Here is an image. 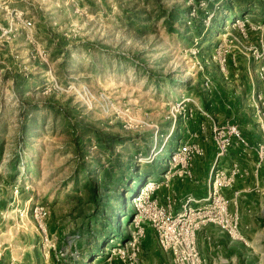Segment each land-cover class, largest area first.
<instances>
[{"label": "rangeland", "instance_id": "1", "mask_svg": "<svg viewBox=\"0 0 264 264\" xmlns=\"http://www.w3.org/2000/svg\"><path fill=\"white\" fill-rule=\"evenodd\" d=\"M172 6L188 16L168 32L161 15ZM237 18L246 21L244 35L231 26ZM226 33L234 39L226 77L213 62L193 67L192 49L202 63ZM253 48L264 52V0H0L1 264H128L133 192L144 175L160 174L159 182L171 152L195 130L194 141L211 144V126L226 121L223 109L204 108L215 90L234 102L239 137L264 148V120L262 131L250 102L262 84L245 57ZM75 124L87 143L83 158L73 149ZM96 131L124 141L101 151ZM35 203L49 209L46 256ZM143 227L147 243L151 228Z\"/></svg>", "mask_w": 264, "mask_h": 264}, {"label": "built area", "instance_id": "2", "mask_svg": "<svg viewBox=\"0 0 264 264\" xmlns=\"http://www.w3.org/2000/svg\"><path fill=\"white\" fill-rule=\"evenodd\" d=\"M245 20L234 19L231 26L235 27L244 35L243 27ZM24 26H30L29 21L23 22ZM225 39H221L213 49L209 58L203 62H198L196 56L199 54L198 48H193L191 54L195 58L193 67L198 71L203 70L205 64L213 62L217 65L220 73L226 77L225 63L226 57L230 53V44L234 39L228 33L222 35ZM247 59H251L257 63L256 76L262 84L263 93H251L250 102L253 109V116L259 123L260 129L263 131L264 120V52L260 48H253L245 55ZM204 90H210L211 82L204 78L202 81ZM199 113L209 118L204 112L197 108ZM191 116L188 109L187 117ZM209 120H211L209 118ZM202 133V126L199 127ZM195 135H189L188 139L177 144L176 148L169 155L164 164V172L159 182L147 179L140 186L138 192L132 198L135 214L132 224L133 231L130 233L126 241L125 249L129 253L126 255L128 264H138L139 244L144 237L143 224L147 223L154 231L156 242L159 248L170 254L171 264H202L196 246L195 232L206 224L217 226L224 231L230 238L243 241L238 233L237 224L238 216L235 212L228 211L229 201L222 195L224 189L230 188L235 179L243 175L237 163H231L227 169L217 166L218 161L227 153V149L231 146L240 147L241 153L249 150V145L239 137V131L236 125L227 124L216 127L211 126L210 138L214 146V159L212 166L208 172L206 184V196L203 199L195 200L190 195L184 197L178 213L172 214L170 209L173 201L166 197V205L163 207L158 204L157 199L153 197V193L160 187L168 189L170 181L177 179L178 181L192 180V161L203 155L201 146L192 142L190 139ZM258 157V164L264 159V148L258 145L255 149ZM150 158H146L148 161ZM258 164L256 168L258 167ZM31 218L34 225V232L38 235L44 256L53 249V242L46 231V222L49 217V209L45 205L35 203L32 205Z\"/></svg>", "mask_w": 264, "mask_h": 264}, {"label": "crops", "instance_id": "3", "mask_svg": "<svg viewBox=\"0 0 264 264\" xmlns=\"http://www.w3.org/2000/svg\"><path fill=\"white\" fill-rule=\"evenodd\" d=\"M222 104L230 114L228 117L224 115L226 117L225 123L232 124L230 97L226 98L225 101L223 99ZM195 132L196 130L190 135H195L194 138L197 139L200 135ZM194 138L190 140L196 142L193 140ZM198 144L203 149V155L192 161V180L178 181L172 179L168 189L160 187L152 195L163 207L166 205V197H169L173 201L170 209L172 214L180 211L183 199L187 195L195 200L203 199L206 196L208 172L214 159V146L212 142L211 144ZM256 145L258 144L250 142L249 147L254 151L250 161L246 162L240 159V147L233 145L227 149L226 155L219 160L220 163L219 161L217 163V166L223 169H227L233 162L237 163L243 173L241 177L235 179L230 188L222 191V195L229 201L228 211L235 212L238 216L237 229L238 233L242 234L240 236L243 241L239 242V240L230 238L224 231L212 224L200 227L195 232V246L202 259V264H264V211L263 207L260 206L261 198L264 197V162L262 160L258 164V157L255 152ZM257 164L258 167L256 168ZM159 175L156 177L144 176L146 179L157 181ZM201 179L204 180L202 188L199 186ZM150 230L151 239L149 242H145L147 237L144 232V237L139 244L142 254L139 256L140 263L171 264L170 254L159 248L155 233L152 228ZM145 254L147 256L144 257Z\"/></svg>", "mask_w": 264, "mask_h": 264}, {"label": "trees", "instance_id": "4", "mask_svg": "<svg viewBox=\"0 0 264 264\" xmlns=\"http://www.w3.org/2000/svg\"><path fill=\"white\" fill-rule=\"evenodd\" d=\"M195 1L197 2L198 0H195ZM187 11H189V10H187ZM137 15L138 14L136 13L135 18H134L135 22H137L139 24H144L147 19H140L137 17ZM187 16H188V14H186V9H181V8H178L177 6L170 7V9H168L167 11H165V13L163 15H161V17L163 18L162 22H163V24H164V26L168 32H174L175 26H178V24H182V26H183L182 22H184V20L187 18ZM129 18L130 17H126L127 20ZM191 21L193 22L194 20H191ZM13 83H14V85L16 84L15 80H13ZM222 96L224 97V95H222L220 92L215 90V94L213 95V97H211L213 99L212 103L214 104V106H212V103L210 100L208 105L204 106L205 110L206 111H212V110L215 111L217 109V107H219L220 109L224 110V115L226 117H228V111L224 108V106L222 104L223 103ZM233 103H230V105H232ZM210 108H212V109L210 110ZM76 125L77 124L74 125L76 133L72 139L73 149H74L75 153L79 156V158H83V154H85V149H87V143L80 136V132L78 131L79 129H77L78 126H76ZM94 134L96 136V137H94L95 144L99 147V149L101 151H106L108 153H110L112 151V147H114V145L120 144L124 141L120 137L110 135V134L100 133L99 131H96ZM113 166L112 165L109 166V168L106 171V174H108V172L113 170ZM97 188H98L97 186H95V187L93 185L90 186L92 201L95 200V191ZM136 191L133 192V195L136 194ZM127 193L128 194L131 193V190L128 191ZM115 233H117V230L115 231Z\"/></svg>", "mask_w": 264, "mask_h": 264}]
</instances>
